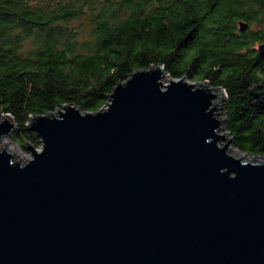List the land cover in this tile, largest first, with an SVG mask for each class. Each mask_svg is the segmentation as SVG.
I'll list each match as a JSON object with an SVG mask.
<instances>
[{
	"label": "water",
	"instance_id": "water-1",
	"mask_svg": "<svg viewBox=\"0 0 264 264\" xmlns=\"http://www.w3.org/2000/svg\"><path fill=\"white\" fill-rule=\"evenodd\" d=\"M223 97L158 64L30 115L27 159L0 143V264H264V162L228 148Z\"/></svg>",
	"mask_w": 264,
	"mask_h": 264
},
{
	"label": "trees",
	"instance_id": "trees-1",
	"mask_svg": "<svg viewBox=\"0 0 264 264\" xmlns=\"http://www.w3.org/2000/svg\"><path fill=\"white\" fill-rule=\"evenodd\" d=\"M240 21L246 24L241 30ZM264 0H0V113L96 111L136 69L208 81L235 149L264 158Z\"/></svg>",
	"mask_w": 264,
	"mask_h": 264
},
{
	"label": "rangeland",
	"instance_id": "rangeland-1",
	"mask_svg": "<svg viewBox=\"0 0 264 264\" xmlns=\"http://www.w3.org/2000/svg\"><path fill=\"white\" fill-rule=\"evenodd\" d=\"M199 81H201V80H193V81H190V82H192V83H197V82H199ZM218 90H220V89H218ZM217 111L219 112V114H218V118H223V116H222V114L220 113V109L218 108L217 109ZM222 134H225L226 132H225V130L224 129H222L221 131H220ZM226 137H229V134H227V136ZM1 141L4 143V144H2V142H1V145L3 146V147H5L6 149H8V148H10L11 150H9L12 154H13V156H14V158L15 159H18V160H21V161H24L25 159H27L28 158V150L25 148V146L23 147L22 145H20L18 142H16V141H14L13 139H12V137H11V134L10 135H5V136H3L2 138H1ZM222 143H226L225 142V140H222L221 141ZM28 144H29V142H27ZM8 147V148H7ZM38 147V146H37ZM36 147V148H37ZM228 148H230V150L232 151L233 149H235L234 147H233V145H232V143H229L228 144ZM235 150H237V149H235ZM238 151V150H237ZM238 152H240V151H238ZM233 153V152H232ZM241 154H242V152H240ZM16 155V156H15ZM236 155H238L237 153H236ZM248 157H252V158H254L253 159V161H259V162H264V158H262V157H259V156H248Z\"/></svg>",
	"mask_w": 264,
	"mask_h": 264
},
{
	"label": "bare ground",
	"instance_id": "bare-ground-1",
	"mask_svg": "<svg viewBox=\"0 0 264 264\" xmlns=\"http://www.w3.org/2000/svg\"><path fill=\"white\" fill-rule=\"evenodd\" d=\"M217 91V90H216ZM221 133V132H220ZM2 142V141H1ZM0 142V143H1ZM2 144H4L3 142H2ZM8 148V147H7ZM9 150H11L10 148H8ZM231 151V150H230ZM231 152H233V153H237L238 155H242L240 152H238L237 150H235V149H233ZM16 156V155H15ZM247 158H249V159H254V158H252V157H247Z\"/></svg>",
	"mask_w": 264,
	"mask_h": 264
}]
</instances>
